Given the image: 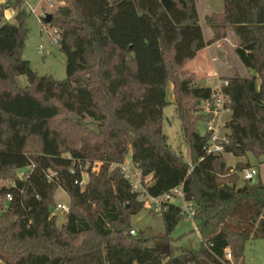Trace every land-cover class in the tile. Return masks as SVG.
<instances>
[{
	"label": "trees",
	"instance_id": "1",
	"mask_svg": "<svg viewBox=\"0 0 264 264\" xmlns=\"http://www.w3.org/2000/svg\"><path fill=\"white\" fill-rule=\"evenodd\" d=\"M65 1L44 23L60 34L64 80L32 68L23 57L27 12L7 22L0 5V180L14 179L0 188V264H229V248L244 264L246 242L264 239V182L239 184L251 164L234 168L225 154L264 157V0H224L222 12L206 17L209 40L196 0ZM230 28L239 40L236 55L253 73L225 78L231 113L225 141H218L224 151L208 153L212 132L202 134L199 124L211 114L200 106L213 104L215 92L196 84L186 65ZM170 83L190 162L163 131ZM129 152L142 177L151 176V195L184 186L196 207L199 248L176 253L172 233L185 217L173 203L161 209L164 233H131V217L145 203L121 169H111ZM96 161L102 164L93 170ZM19 169H28L24 177L16 176ZM84 171L89 180L81 187ZM59 188L70 196L60 226Z\"/></svg>",
	"mask_w": 264,
	"mask_h": 264
},
{
	"label": "rangeland",
	"instance_id": "2",
	"mask_svg": "<svg viewBox=\"0 0 264 264\" xmlns=\"http://www.w3.org/2000/svg\"><path fill=\"white\" fill-rule=\"evenodd\" d=\"M53 7H50L48 0H26L18 6H13L10 4L12 0H5V20L7 22L16 23V14L19 10H25L28 14L27 26L29 29L26 44L23 50V57L30 61L32 68L39 73V75L51 74L54 78L58 80H64L67 77V57L66 54L60 50L59 45H55L52 42L53 32L56 30L55 27L44 24L40 19V14L43 13L44 8H46V13H53L58 9V7L65 5V0H52ZM31 4L32 7L29 6ZM199 23L202 26L204 37L209 40L212 37V30L209 24H207V15L213 13H220L224 10V0H196ZM32 8L35 11H32ZM12 14L9 19L8 15ZM231 31V30H229ZM53 34V35H51ZM231 32L228 41L225 39L217 42L209 50L211 54L209 57L210 62H206L205 68L196 69L193 65H186V69L192 72L195 69L197 72L195 82L196 84L205 85L215 89L216 87L223 84L225 81V62L229 63L233 68L237 69L238 61L235 57L236 48L233 47L231 39L233 38ZM43 45L48 51L47 54H43L40 51V46ZM215 59H212L213 57ZM226 56V59H225ZM185 76V75H184ZM19 84L21 87H25L28 84V79L25 75L19 76ZM174 91L173 83H170L167 87V101L170 103L164 109V120H163V131L168 136L169 143L171 146L177 150L181 151L187 161H191V150L190 146L186 143L183 137L182 123L179 118L175 116V104H174ZM214 103V102H213ZM213 104H210V106ZM213 108V107H210ZM209 105L202 104L200 106V112L209 114ZM212 110V109H211ZM211 114L212 119L214 115ZM228 115V114H227ZM223 115L222 117H217L214 121V126L219 128L220 136L225 137L227 133V128L225 123L229 120L230 116ZM208 120L201 122L199 124V130L202 134L207 132ZM91 122L90 119H87ZM228 162H231V156H225ZM126 162L129 165L137 168V166L132 162L131 153L126 157ZM28 169H19L16 173L17 177H24ZM137 170V169H136ZM139 170V169H138ZM243 171L240 173V181H242ZM85 179H89V175L85 173ZM258 180L255 176L250 182L254 183ZM143 185L151 183V176L142 177ZM14 185L13 178H6L0 180V188L10 187ZM56 202L61 204H70V196L62 189H57L56 192ZM57 216L58 225H62L67 217V213L61 211H54ZM132 229L136 230V234H142L145 237H153L155 235H160L165 232L162 210L150 207V205L145 204L144 210L140 213L133 215L131 217ZM172 237L175 239L174 244L176 247V253H186L193 249L199 248L201 245V237L195 230L194 221L188 217L180 221L179 225L172 233ZM152 242H149L151 245ZM230 249V248H229ZM231 250V249H230ZM245 264H264V239H250L246 242L245 247ZM133 264H139L135 261ZM232 264H239L234 259Z\"/></svg>",
	"mask_w": 264,
	"mask_h": 264
},
{
	"label": "built area",
	"instance_id": "3",
	"mask_svg": "<svg viewBox=\"0 0 264 264\" xmlns=\"http://www.w3.org/2000/svg\"><path fill=\"white\" fill-rule=\"evenodd\" d=\"M26 0H21V2H25ZM50 7H53V1L48 0ZM30 7L31 4H29ZM32 11L34 12L35 9L32 8ZM46 8H44L43 13L40 14V19L43 22L44 18L46 16ZM45 23V21H44ZM53 34L52 42L55 45H59L60 41V34L58 33V30L56 29ZM51 34V35H53ZM40 51L43 54H47L48 51L45 49L43 45L40 46ZM228 85V81H224L222 85L216 87L214 89V103L210 106V102H206V104L209 105V113H212L214 115L212 119L208 120V131L212 132V138L210 141V144L207 147L208 153H221L224 151L223 144L219 143L218 141L222 139L225 141V137L222 138L220 136L219 128L214 126V121L217 117H222L223 115H227L231 113V108L229 106L230 104V98L225 94L224 92V86ZM213 107V108H210ZM212 109V110H211ZM100 161H96L93 165V170H98L101 166ZM120 168L121 172L123 173L124 177L130 182L132 185L133 192L138 194V199L145 204L150 205V207L156 208V209H162V207L168 203H173L178 206H180L181 214L186 218H190L194 221L195 230L201 236L200 230L196 224L195 216H196V207L195 203L190 200L184 190V186H177L173 188L170 192H167L161 196H153L151 195L147 188L143 185L142 182V173L138 168H134L133 166L129 165L128 162L124 161L123 163H112L111 169ZM137 169V170H136ZM85 173L83 172V178L80 182L77 181L81 185V187H85L88 180L85 179ZM88 174V173H87ZM258 174V170L256 167H250L248 169H245L242 174V178L244 180L250 181L252 180L256 175ZM89 175V174H88ZM8 199L12 200V195L8 194ZM55 211H61L63 213H69L70 206L66 204L58 203ZM131 233L135 234L136 230L132 229ZM224 259L230 261L229 264H232L233 262V255L230 249H227L225 252ZM225 261V260H224Z\"/></svg>",
	"mask_w": 264,
	"mask_h": 264
},
{
	"label": "crops",
	"instance_id": "4",
	"mask_svg": "<svg viewBox=\"0 0 264 264\" xmlns=\"http://www.w3.org/2000/svg\"><path fill=\"white\" fill-rule=\"evenodd\" d=\"M5 0H0V5L4 4ZM12 17V14L8 15V18L10 19ZM228 32V36L225 38V44L226 41H228L229 36L232 32L233 34V38L231 39L232 43H233V47H237L239 44V40L235 34V32L230 28ZM214 45L211 46H207L206 48L200 50L196 56L195 59L191 60L188 64L189 65H193L196 69H202L205 68L207 65H205L206 62H210L209 57H210V53L209 50L213 47ZM213 57V56H211ZM235 57L238 61V65L236 66L237 69L233 68L229 63H227V61L225 62V78L227 77H232L236 74H240L241 76H249L251 72L249 69H247L242 62L240 61V59L238 58V56L235 54ZM212 59H215V57H213ZM226 59V56H225ZM187 64V65H188ZM192 72H197L195 69L192 70ZM258 83H260V79L258 80ZM227 116H230V114H228ZM231 156V162L227 163L230 166H233L234 168H238L240 166L241 162H249L251 164V167H256L258 170V174L256 175L258 177V180H261L264 182V157L261 158L260 162L257 158H255L252 154H249L246 157H236L232 154H225V156ZM226 159V158H225ZM243 180V179H242ZM242 181L239 182V184H241ZM244 264H245V259H244Z\"/></svg>",
	"mask_w": 264,
	"mask_h": 264
},
{
	"label": "water",
	"instance_id": "5",
	"mask_svg": "<svg viewBox=\"0 0 264 264\" xmlns=\"http://www.w3.org/2000/svg\"><path fill=\"white\" fill-rule=\"evenodd\" d=\"M18 3H21V0H17ZM52 19V14L51 13H47L45 18H44V21L46 23H50ZM86 79H88V77L86 76L85 77ZM86 127L89 128L90 130H93V131H96L97 130V123L92 121V122H87L86 123ZM200 264H213L211 263L208 259L206 258H202L201 261H200Z\"/></svg>",
	"mask_w": 264,
	"mask_h": 264
}]
</instances>
